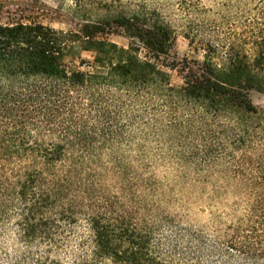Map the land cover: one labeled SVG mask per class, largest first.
Segmentation results:
<instances>
[{
  "label": "trees",
  "instance_id": "trees-1",
  "mask_svg": "<svg viewBox=\"0 0 264 264\" xmlns=\"http://www.w3.org/2000/svg\"><path fill=\"white\" fill-rule=\"evenodd\" d=\"M73 1L82 8L88 0ZM232 8L238 17L232 29L224 36L220 29L215 32L214 40L203 48L204 62L198 70L189 67L182 71L184 87L180 90L172 86L169 75L160 67L161 57L169 54L174 32L153 14L142 11L113 20L127 37L145 47L147 60L133 45L124 49L108 40L89 42L87 49L97 53L98 66L120 80L133 107V126L140 142L134 178L136 208L128 220L101 212L91 215L92 261L74 264H175L176 258L181 264L188 260L193 264H229L227 261L235 258L245 264H264V192L244 190L248 180L246 156L244 148H238L255 139V127L236 122L230 129V144L243 154L229 156V169L234 175L231 196L236 199L216 217L214 239L175 220L170 211H189L185 206L190 201L167 195L163 182L151 173L152 137L161 138L169 127L165 123L168 111L176 115L170 124L182 127L178 114L185 109L180 103H201L219 115L259 114L251 92L264 94V0H236ZM95 33L107 34L101 28ZM67 44L65 34L42 23L6 25L0 16V231L5 230L0 241L1 264H64L30 251L36 244L49 249L62 244V211L67 210L61 206L64 186L60 182H67L68 176L61 178L58 167L64 162L65 141L73 127L54 116L53 107L69 100L68 92L36 81L84 86L90 80L104 78L69 72L64 64ZM220 54L225 56V64H218ZM258 128L264 139V128ZM45 136L62 142H45ZM223 182L230 185L228 178ZM213 196L221 204L227 195L216 191ZM167 230L181 233L176 245L175 240L164 238ZM13 241L27 248L17 250ZM211 258L222 261L210 262Z\"/></svg>",
  "mask_w": 264,
  "mask_h": 264
},
{
  "label": "rangeland",
  "instance_id": "rangeland-1",
  "mask_svg": "<svg viewBox=\"0 0 264 264\" xmlns=\"http://www.w3.org/2000/svg\"><path fill=\"white\" fill-rule=\"evenodd\" d=\"M234 1L88 0L81 8L73 0H0V16L4 24L38 22L65 34L68 44L64 64L68 71L104 77L90 80L84 86L66 81H36L47 88L68 92L70 99L53 109L56 120L66 121L73 127L71 136L65 141L64 162L58 167L61 178L68 176L67 182H60L64 186L61 206L67 210L62 211V244L53 249L36 244L30 248L31 252L50 256L64 264L90 262L94 239L90 216L101 212L114 214V217L125 216L128 220L129 216L135 215L134 178L140 142L133 126V107L120 80L98 66L97 53L87 49L89 42L108 40L124 49L133 45L140 50V57L147 60L145 47L127 37L113 20L119 15L142 11L153 14L174 32L169 54L161 57L160 67L169 75L172 86L180 90L184 87L182 71L189 67L198 70L204 62L203 48L209 40H214L215 32L220 29L221 36H224L232 29L231 24L238 18L232 8ZM108 23L111 27L107 26ZM97 28L106 30L107 34L95 33ZM186 35L190 36L189 40ZM217 62L222 65L227 61L220 54ZM251 100L259 110L257 116L235 112L219 115L201 103L187 105L182 102L185 110L178 114L182 127L170 124L175 122L176 115L174 111H168L165 123L169 127L161 133V138L152 137L150 142L151 173L163 182L167 195L190 201L185 206L189 211L176 208L169 210L170 214L176 216L175 220L181 221L183 226L190 224L213 239L216 238V217L221 211L228 210L229 204L236 199L231 196L234 175L229 169L230 155L244 153L246 156L248 180L244 190L264 192V180L259 179L264 178V139L258 128H264V94L252 91ZM236 122L257 129L252 142L238 146L244 148L243 153L230 144V129ZM50 139L62 142L57 137H44L45 142ZM75 165L78 169L74 172ZM224 178L230 180V185L223 182ZM216 191L227 195L222 197L221 204L213 196ZM10 228L15 230L13 226ZM183 229L180 227L179 231ZM3 231H0V241L4 237ZM164 234V238L175 240L173 245L181 235L170 230ZM14 243L17 250L27 248L16 241ZM221 261V258H211L210 262ZM227 262L245 264L241 258ZM193 263L188 260L185 264ZM175 264H181L177 258Z\"/></svg>",
  "mask_w": 264,
  "mask_h": 264
}]
</instances>
